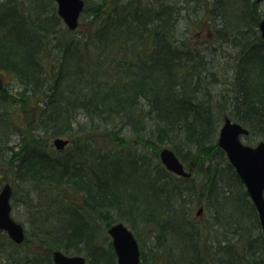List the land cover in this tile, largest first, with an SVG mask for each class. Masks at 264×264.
Instances as JSON below:
<instances>
[{
	"label": "trees",
	"instance_id": "16d2710c",
	"mask_svg": "<svg viewBox=\"0 0 264 264\" xmlns=\"http://www.w3.org/2000/svg\"><path fill=\"white\" fill-rule=\"evenodd\" d=\"M190 1L85 0L87 25L70 30L53 0H0V72L15 79L18 95H0V114L17 101L28 125L17 146L0 137V186L12 182L13 206V184L33 185L26 202L35 229L33 244L29 233L15 244L0 230V253L13 247L18 255L3 264H53L54 249L82 254L86 264H117L107 229L125 221L132 230L151 226L154 243L141 250L142 264H262L261 235L238 243L260 222L217 135L230 117L247 138L264 140V0H193L209 13L196 20L208 24L210 39L201 44L178 36ZM222 57L226 70L215 69ZM57 136L72 144L55 150L49 142ZM133 142L156 157L169 146L201 178L176 176L127 148ZM126 169L137 172L138 191L123 186L122 196L118 172ZM197 203L209 211L202 225L191 215ZM180 234L189 247L176 262L170 238ZM212 234L218 249L232 252L214 255ZM254 247L260 252L250 258Z\"/></svg>",
	"mask_w": 264,
	"mask_h": 264
},
{
	"label": "water",
	"instance_id": "95a60500",
	"mask_svg": "<svg viewBox=\"0 0 264 264\" xmlns=\"http://www.w3.org/2000/svg\"><path fill=\"white\" fill-rule=\"evenodd\" d=\"M54 1L57 14L64 24L71 30L76 29L84 7V0ZM258 28L264 40V19L259 22ZM246 134H248L247 128L226 117L219 129L218 145L225 151L230 164L243 182L256 208L264 237V141L261 140L254 146L247 145L240 140V136ZM69 142V139L58 136L53 139L52 145L60 150ZM159 158L166 169L176 175H190L172 149L161 148ZM11 194V184L5 182L0 188V230H4L10 239L20 244L24 241L25 231L23 225L11 216ZM200 211L201 209L197 211V214ZM107 232L111 237L117 264H141L137 239L123 222L113 223ZM52 261L54 264H86L83 255H69L60 249L52 251Z\"/></svg>",
	"mask_w": 264,
	"mask_h": 264
},
{
	"label": "rangeland",
	"instance_id": "374dc122",
	"mask_svg": "<svg viewBox=\"0 0 264 264\" xmlns=\"http://www.w3.org/2000/svg\"><path fill=\"white\" fill-rule=\"evenodd\" d=\"M202 1L204 3L205 0H202ZM55 5H56V3H55ZM187 8H188V10L185 11V13L188 16H190L191 19H188L187 17H186L187 19L181 17V19H180L181 21H180V24H179V27H178V36L181 37V38H184L188 42H194L196 44H201V43L204 42L205 38L206 39H210V36L207 35V30H208L207 25L208 24L206 23V21H203L204 17L206 18V14L209 17V13H208L207 10H205L204 7L197 8V5L194 3L193 0H191L187 4ZM260 12H262V15H261L260 19H263L264 18V1H262L260 3ZM199 17H203L202 22H197L196 21V20L199 19ZM86 21H87L86 17H83V18L80 17L79 26H78L79 30H83L86 27V25H87ZM186 21H190V22L186 23ZM193 21H196L197 23L193 22ZM229 49H230V47H228L227 50L229 51ZM231 50L232 49H230V51ZM220 60H221L220 62L217 61V62H215L213 64L215 69L218 67V68H220L222 70V67H223V69L226 70V68H225V65L227 63L226 59H224V57H222ZM0 77H1V81H0V95L5 93V92H7V93H13L14 92V93H16L15 97H17L18 96L17 92H15L16 89H17V87H16L17 85H16L15 79L13 77H11L8 73H4L3 75L0 74ZM9 98L10 97H8V99ZM15 102H16L15 104L11 103L10 105L7 106V108H6L7 115L1 116V114H0V119H1L0 120V134H1L0 137L4 136L5 134H7V139H9L8 140L9 141L8 144L17 146L19 136H21L22 131L27 129L28 125H26V122L24 121L23 117L19 118V115L21 113H24L25 111H21L20 106L18 105L17 101H15ZM6 103L8 104L7 101H6ZM219 103L223 104L222 102H220V100H219ZM2 109H3V105L0 107V111H2ZM20 111H21V113H20ZM30 113L32 115V111H30ZM21 122H23L22 125H20ZM120 134L122 136H124L128 141L131 142V137L133 138V135L129 134L127 130L120 131ZM116 139L118 140V138H116ZM259 140H261V139L258 136H254V135H251L248 138L247 137H244V138L242 137V141L244 143H246V144H249V145H255ZM52 141H53V138L50 140L49 145H52ZM115 146L116 145H114V147ZM164 147H169V146H164ZM15 148H17V147H15ZM127 148H131L132 150H135V151H133L135 153L143 154L145 156H147V155L151 156L153 162H156V160L159 159L158 157L155 156V154L153 152H151L152 151L151 147L146 148V146H142V145H140L138 143L135 144V142H133ZM144 153H146V154H144ZM221 165H224V164L221 163ZM189 166H190L189 162H185V167L189 168ZM199 173H200L199 171H198L197 174L195 172H192L193 180H194V178H197L196 181L198 180V178L200 177ZM118 174H119L118 184H119V188L121 190V191L118 190L119 195L126 196L122 192V189H123L122 187L123 186L126 187V188L128 187V190H130V194H132V195L136 194L137 191H138L137 188L135 187L136 186L135 181L138 178V176H136L137 172L133 173L131 170L126 169V171L118 172ZM223 179H227V175H224ZM5 182L6 181H2L1 185H3ZM7 182H9V181H7ZM130 183H133V184H130ZM10 184L12 185V182H10ZM13 185L14 186L16 185L15 190H16L17 199H16L15 204L12 206L11 215H12V217L15 220H17L18 222H20L23 225V227L25 228L26 233L27 234L29 233L28 235L30 237H32L30 242H32V244H33V241H34V231H33L34 228L33 227L34 226H32V224L29 223L30 222L29 216H30L31 212H33V211L31 210L32 207H29L31 205L26 202V200L28 198H31V196H33V193L31 192L34 189L33 185L31 183H29V182H24V183H20L19 182L18 184L15 183ZM217 185L220 186L221 183L218 182ZM231 186H233L231 189L233 191H235L236 187L234 185H231ZM242 188L245 189L244 185H242ZM29 192H30V194H29ZM219 202L223 204L224 201L222 199H220ZM11 203H12V200H11ZM199 207L200 206H199L198 203L195 204L193 206L191 215L193 216L194 221H195V219H197V220H199V223L202 225L203 222L206 220V218H209L208 217L209 216V211L205 210L202 214L196 216V211H197V209ZM216 208L219 209V207H216ZM155 211H157V209ZM210 221L212 223V219ZM123 223L129 229L133 228L131 226L130 222L125 221ZM195 223H196V221H195ZM249 223H251V221H246V222L242 223V225L243 224L247 225ZM133 230H135V231H133ZM133 230L132 231H133L134 235L136 236V238L140 237L139 245H140L141 250L144 248V251H149V248L154 243V240L150 237L151 233H152L151 232L152 231L151 230V226L143 227V226H141V224L140 225L136 224ZM257 235H261V238L263 239L261 226H259V228L258 227L255 228L254 230H250V234L247 235L246 237H239L238 238L239 239L238 243H239V245L248 244V242L252 238H255ZM0 236H1V234H0ZM147 236H148V241H147ZM227 236H228V238H230V241L233 240V238L237 239V237H238L237 234H232V233H227ZM211 240H212V247L214 246L212 251L216 252L214 255L222 256L224 258L225 251L226 252L227 251L232 252V250H229V248L228 249L227 248L224 249L222 247H219L220 249H218V244H220L221 242L217 241V237H215V235L212 234L209 237V242H211ZM170 241H171L170 244H171L172 247H173V245L175 243V247H176V251H177V256L175 258V261L177 262L178 261V255L180 254L181 251H186L188 249L189 242H188L187 238L183 234L178 235V238H176V239L174 237H171ZM263 241H264V239H263ZM230 244H232V243H230ZM27 247H28V245L27 246H23V248H27ZM215 248H216L217 251H215ZM235 249H237V248H235ZM257 249L258 248H256V247L252 248V250H251V252L249 253L248 256L250 258L258 257V254H259L260 251H258ZM263 250H262V255L261 256H263ZM20 252L23 253L22 250H20ZM15 254H16V252L14 251L13 247H8L4 251L3 254L0 253V262H1L0 264H3L5 260H8V257H10L9 255H13L14 256ZM15 256L17 257L18 255L16 254ZM213 258H215V257H213ZM209 264H211V262H209ZM244 264H249V263L248 262H244Z\"/></svg>",
	"mask_w": 264,
	"mask_h": 264
}]
</instances>
